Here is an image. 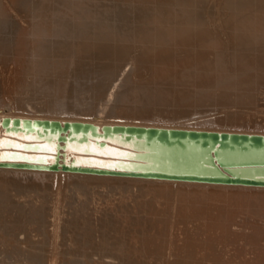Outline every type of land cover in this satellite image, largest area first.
Instances as JSON below:
<instances>
[{
	"label": "rangeland",
	"instance_id": "obj_1",
	"mask_svg": "<svg viewBox=\"0 0 264 264\" xmlns=\"http://www.w3.org/2000/svg\"><path fill=\"white\" fill-rule=\"evenodd\" d=\"M193 1L201 0H0V5L4 2L0 12L7 22V27L0 29L1 112L10 116L81 121H105L120 116L143 124L264 133V126L251 122L257 120L264 125V76H261L264 73L256 76L251 71V75L245 76L242 72L245 63L237 56L242 52L244 56H251L255 51L237 53L230 15V5L236 0H203L206 7L201 18L209 24L214 37L208 38L212 42L207 48L210 50L200 51V46H174L176 55L161 56V62L156 60L159 63L152 60L151 54L142 53L144 32L159 29V25L181 27L186 6ZM252 1L264 3V0ZM149 14H156L158 19H148ZM68 16L88 21L93 33L78 35L73 25L61 30L57 23L71 20ZM104 22L113 28V38L108 41L97 37L93 29ZM122 42L131 44L134 47L131 53L138 58L137 66L126 64L121 70L124 76L115 78L118 84L115 94L122 87L131 90L133 99L127 100L124 106L119 105L116 97L105 99L94 91L76 98L73 86L78 84V79L72 72L61 78L51 71L54 67L40 65L41 62L63 63L68 59L71 63L102 64L105 61L98 58L76 59V56L88 46L93 49L83 54L98 57L97 46L113 48ZM40 44L47 46L46 58L37 52ZM62 48L67 49L64 53L58 52ZM209 51L213 53L209 56L211 59L216 58V52L223 54L224 64L218 65L224 66L227 74L241 84L231 91L240 99L231 97L236 102L231 104L228 99L223 102L228 105L217 100H214L217 103L195 101L196 104L185 105L179 100L181 92L177 88L180 86L173 82L187 79L183 87L198 89L202 87L200 77L219 76L217 61L208 58ZM193 52L197 55H191ZM204 59L216 62L203 63ZM184 61L190 63L188 67ZM171 65L177 68L173 70ZM159 67L169 68L171 75L175 74L173 78L170 75V80L175 81L160 82ZM196 70L205 72L199 75ZM48 79L65 80L70 92L58 97L40 95L33 88L34 81ZM84 83H91L92 87L94 83L95 87L99 80L87 78ZM144 88L150 90L146 93L149 97L168 101L163 105H146L135 99ZM246 94L252 96L250 102ZM159 95L163 99H158ZM249 104L254 105L253 109ZM142 105L150 110L145 109L147 113L144 109L133 110ZM252 191L0 171V264H264V191Z\"/></svg>",
	"mask_w": 264,
	"mask_h": 264
},
{
	"label": "bare ground",
	"instance_id": "obj_2",
	"mask_svg": "<svg viewBox=\"0 0 264 264\" xmlns=\"http://www.w3.org/2000/svg\"><path fill=\"white\" fill-rule=\"evenodd\" d=\"M2 4L0 6H2ZM186 7L187 8L185 9V12H184L185 21L183 20L184 22L181 27L171 28L172 26L171 24L167 28L164 25H159L158 26L159 29L154 28L153 30L151 29V30L144 32V35L141 37V43H143L142 53H145L148 55L151 54L152 60H154L155 62H158L156 60L157 59L160 60L159 58H161V56L165 57V55L168 56L171 54L170 56H172V54H175L174 50L176 49L175 48L176 46H184V48L187 46L189 47L190 46L191 47L200 46L199 47V50H200L203 48L207 49L209 44H212V42L208 41L209 36H210V39L212 40L214 39V37H211L212 36V34L210 33L211 28L209 27V24L203 22L201 18V16L203 15V11L206 7V2L203 0L198 1V2L193 1L187 4ZM230 8H231L230 15L232 18L231 29H232L233 39H234V43L236 47L239 49L237 53L242 52V50L255 51L251 56H244L243 52L241 54L239 53V55L237 56L240 62L243 61L245 63V66L242 69V72L246 76V75H251V71L252 72L255 71L256 74L255 72L253 73L256 76H260L262 73H264V54H260L264 50V3H260V2L256 3V2H253L252 0H236L230 5ZM1 12H0V29H3L7 27L6 26L7 22L6 20H4L5 15H3V13ZM68 17H70L71 20L64 19V20L58 21L59 24L57 23V25L60 27L61 30L68 29L70 26L73 25V29L78 33V35L80 34L81 36H84V35L93 33L91 29L92 26L89 24L88 21L78 20L75 18V16L74 17L72 16L73 18L71 16H68ZM153 18L158 19L156 14L148 15V19H153ZM73 19H76L77 21ZM144 19H147V18H144ZM109 24H111L110 21H109ZM109 24L105 25V22H104L100 25L94 26L93 29L96 30V32H94L95 35L105 41L112 39L113 37L111 35L113 33L112 32L113 28H112V25L110 26ZM142 29L140 30V32H143ZM125 32H128V31H125ZM20 40L21 39H19V42ZM22 42L24 43V40ZM219 44L221 45L220 42ZM62 46H65V45H62ZM59 47L60 46H58V48ZM37 48H38L37 49L38 54L46 58L44 54H46L47 52L46 51L47 46L40 44ZM96 48H97L96 51H99L100 53L98 57H94L93 55L87 56L86 54H83V53H88L85 50L93 49V47L88 48V46H86L85 48L82 49V51L84 52H80V51L78 52L76 59L92 57V58L101 59L105 61V63L96 64L94 62H80V61L71 63V61L68 59L67 61L63 63L50 64L49 62H41L40 65L42 66V68H46V64L54 67L55 69L53 68L51 71L57 72V75H60L61 78H64V76L69 75L70 74L69 72H72V74L76 76L78 79V84L76 85L74 84L73 86V91L75 92L76 98L77 96L79 97L84 96L85 93L94 91L95 93H97V95H100L101 97L105 99H111L112 97H116L119 100V105L124 106L127 100L133 99L130 97L131 90L129 89V87H122L119 89L120 91L117 94H115L114 93L115 89L118 87V84L116 82L117 79L115 78L118 76H124L125 73L124 72L121 73V70L123 66H125L126 64L137 66L136 63L138 61V58L133 56V54L131 53L134 47L131 44L122 42V43H118L113 48L109 46H105V45L97 46ZM62 49H60L58 52L62 53L63 51H66L67 48H64L63 50ZM190 49L193 50L194 48H190ZM207 50H210V49H207ZM171 51H173V53ZM193 54L194 52L191 55ZM210 54L208 55V58L212 57L213 53L211 55ZM215 55H216V58H213L214 60L216 59L217 61V62L215 61L216 62L215 65H218L219 63L221 64V62H223L222 64H224L223 59L225 60V58L223 54L221 52H216ZM198 57H200V55H198L197 58ZM165 59L166 58H164V60ZM192 59L194 61V56L192 57ZM210 59H208L209 61L205 60V62L203 60V63H206L207 61L215 63L214 61H210ZM169 60L171 59L169 58ZM185 60H187L186 57H185ZM200 60L201 59H199V61ZM182 61L183 60H181L180 62ZM185 62L187 65L185 64L184 65L188 67L190 63H187V61H184V63ZM168 63L170 64V61ZM204 65L206 66V64ZM173 67L174 66H172L171 68ZM214 67L213 69H216ZM182 68H184V66ZM194 68H192V70ZM158 70H159L158 76L160 77V80H159L160 82L166 83V82L175 81V80H170V77L175 74L173 73L171 75L172 71L169 68L167 69L160 68ZM218 70L220 71L219 76L214 77L215 76L214 73H216L215 71L214 73H212L214 74L213 78L210 77L209 73H207L209 75L206 77L204 76L200 77V82L202 86L200 88L202 89H200L199 87L198 89L197 88L191 89V88L183 87L184 85H187L186 83L187 79L185 80H183V78L179 80L176 79V82H173V83L180 86L179 88H177L181 92L179 100H181L184 104L186 103L185 105H187V103L189 102L195 103V101L196 102L201 101L203 103V102H210L212 100L213 102H216L214 100H217V102L219 101L222 103L223 102L226 103L229 100L230 102L232 101L231 102L232 104L234 101L236 102L237 99L232 100L231 97L232 98L237 97L240 99V97L238 96L234 97V93L231 91L237 90V88L241 86V84L235 80L236 78L233 79L234 77H231L230 76L231 74L230 75L227 74V71L224 68V66L219 67L218 65L217 74H218ZM237 70H239L238 66H237ZM198 71L197 73H199ZM206 71L211 72L208 70ZM232 71L234 70L232 69ZM203 72H200V73H203ZM46 74L48 73L46 72ZM194 74L195 73L193 72V75ZM261 76L263 77L264 75L262 74ZM253 77H251V79ZM87 78L94 79V81L98 79L99 84L96 85L95 83V87H94V83H93V87H94L93 88L91 83H84V81ZM248 79H246V81ZM118 80H122V78H119ZM63 82L61 80L58 81V80H49V79L41 80V81L36 80L34 81L33 88L36 91L39 90L40 95L44 97L64 96V94H68L70 91L68 90L69 86L65 84V80ZM238 83L240 85L237 86ZM253 83L255 84L256 82H253ZM213 86H216L220 89H213L212 88ZM244 86H246V84ZM27 89L30 90V86H27ZM242 89H243L242 91L243 93L245 88L242 87ZM251 91L253 90L251 89ZM147 92H150V90L147 88L141 89L139 91V95L134 98L140 100L142 103L146 105H149L152 103L163 105L165 102L168 101V100H155L149 97L146 94ZM240 92H238V95L240 94ZM160 93H163V92H160ZM250 93L249 95H251ZM246 95H247L246 96L247 98L248 97L250 98L248 94ZM163 97H164L163 95H159L157 98L163 99ZM251 100H252V96L250 100L248 101L250 102ZM254 100L256 99L254 98ZM239 101H245V100L241 99ZM239 101H237V103ZM225 103L223 104L228 105ZM146 105L136 107L133 110H137V111H140V109H144V110L146 109L147 111L150 110L146 108L147 107ZM245 105L246 104H244L243 107H245ZM252 107H254V105L251 106V108ZM144 110H141V111L145 113ZM6 119H9V121H5L3 123V121ZM15 119H19V121H14ZM25 119H30L32 123L29 122V123L24 124ZM253 119L255 118L253 117ZM35 120L58 121L61 123V125L56 124V125H53V127L47 126V129H44L43 127H40V125L33 123ZM89 121L71 120V119L64 118V117H59L58 119H49V118H35V117H29V116H15V115L10 116V114L1 112L0 110V164H3V166L0 165V171L12 172V173H18V174H28V172L34 173V174H44V175L48 174V175H52L53 177L56 176L57 178L58 176H75V177L84 178V179L94 178V179L133 180V181H138V182L139 181H150V182H159L163 184H174V185L188 184L192 186H206L207 188L212 187L215 189L220 188L223 190H227V189L229 190L236 189V191L237 190L238 191L239 190L240 191L250 190V192L252 190H254V192L264 191V183L262 182L251 183L249 181H246V182L241 181L239 183H242V184H225V183H221V184L215 183L214 184L210 182L209 183L208 182H192V180L188 182H182L183 180L182 181H171V180H158V179H152V178L150 179L137 178L139 177V175L137 176H119V175H113V174L109 175L110 171H118V172L123 171V172H132L133 174L134 172H138V173L142 172L143 177H150V176L157 177V172H158L160 174L162 173L180 174V175L196 174L199 176H210V177H213V176L226 177L227 175H230V176L232 175L237 178H247V179H255V180L264 181V146L253 147L251 145H248L247 143H246L247 145H244V147H241V144H237L235 146L230 145L229 148L233 152H223L222 161L224 162L235 161L234 163H232V165H230L231 167L235 165H239L238 163L240 164L244 163L245 166L253 165L257 167L245 168V169H242V168L230 169L228 173V172H225L224 170H220L217 168H211V167L206 168L204 166L205 165L204 161L206 160L207 155L201 150L189 151L187 154H185L186 156L181 155L180 157L174 156V154L173 155L161 154L156 157H151L152 158L151 160L150 157L141 155L140 152L146 151L147 148L144 146L143 142L138 141V138H136L134 135L132 138L131 137L129 138L127 137V134L123 131L112 133L111 131H108V130H106L105 132H102L101 129L103 126H126V127L134 126V127H147V128L153 127L159 130L160 129H179V130H187V131L196 130V131L218 132L220 134L225 132L229 134H247L250 136L260 135L262 137H264V133L203 130V129H196V128L194 129V128H187V127L173 126L171 124H161V125H155L152 123L143 124L141 121H135V120L129 121L128 119L124 117H120V116L109 118L105 121L94 120V119H91ZM255 121L251 120L253 124L264 126L262 123H259V121L257 120ZM67 122L69 123H73V122L89 123V124H92L93 127L89 129H84L82 131H79L78 133H75V130L71 126L69 129H68L69 127L68 125L64 126L65 123ZM261 122H263L262 118H261ZM51 131L54 132V134H52ZM156 144H157L156 142L152 143V145H156ZM190 146L192 147V145ZM153 147L155 148V146ZM192 149H196V148L192 147ZM141 160H146L147 163H144ZM199 161H201V163ZM52 164H54L55 166L51 167ZM63 166H65V169H63ZM82 168H90V169H82ZM106 173H108V175ZM151 173L153 174L151 175ZM222 181L225 182L226 180H222ZM249 184H253V185H249Z\"/></svg>",
	"mask_w": 264,
	"mask_h": 264
},
{
	"label": "water",
	"instance_id": "obj_3",
	"mask_svg": "<svg viewBox=\"0 0 264 264\" xmlns=\"http://www.w3.org/2000/svg\"><path fill=\"white\" fill-rule=\"evenodd\" d=\"M9 121L6 119L3 121ZM14 121H19V119H15ZM32 123L30 119H25L24 124ZM33 123L40 125L44 129H47V126H52L56 124H60L58 121H49V120H35ZM68 125V129L70 126L75 130V133L82 131L84 129H89L93 127L92 124L89 123H81V122H73V123H65L64 126ZM80 127V128H79ZM102 132L106 130L111 131L112 133H116L118 131H123L127 134V137H133V135L138 138V141H142L144 146L147 148L146 151L140 152L141 155L150 157H156L158 155H173L180 157L181 155L186 156L189 151L201 150L206 153L205 167L217 168L220 170H224L229 173L230 169L236 168H252L257 166H245L244 163H238L239 165L230 166L235 161L224 162L222 161L223 152H233L230 150V145L235 146L237 144H241V147L244 145H251L253 147H262L264 146V137L260 135H247V134H229V133H218V132H208V131H196V130H179V129H157L153 127H134V126H103ZM52 134L54 132L51 131ZM129 140V139H128ZM153 142H156V145H152ZM247 143V144H246ZM196 149H192V147ZM155 146V148L153 147ZM249 149V147H248ZM224 158V157H223ZM205 159V158H204ZM144 163H147L146 160H141ZM201 163V161H199ZM203 163V162H202ZM3 166V164H0ZM21 165V164H20ZM55 165L52 164L51 167ZM259 167V166H258ZM65 169V166H63ZM82 169H90V168H82ZM79 172V171H78ZM81 172V171H80ZM108 175V173H106ZM119 175V176H137V178H146V179H158V180H171V181H182V182H210L216 184H242L239 183L241 181H249L251 183H258L264 181L255 180V179H247V178H237L234 176L227 175L226 177L220 176H199L196 174H167V173H158L157 177H143L142 172H123V171H110L109 175ZM153 173H151L152 175ZM222 180H226L223 182ZM253 185V184H249Z\"/></svg>",
	"mask_w": 264,
	"mask_h": 264
}]
</instances>
